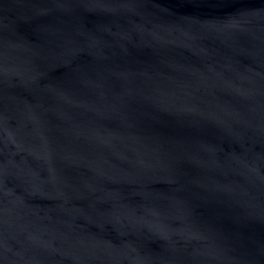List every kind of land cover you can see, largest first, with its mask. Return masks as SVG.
Instances as JSON below:
<instances>
[{"label": "water", "instance_id": "95a60500", "mask_svg": "<svg viewBox=\"0 0 264 264\" xmlns=\"http://www.w3.org/2000/svg\"><path fill=\"white\" fill-rule=\"evenodd\" d=\"M0 264H264V0H0Z\"/></svg>", "mask_w": 264, "mask_h": 264}]
</instances>
